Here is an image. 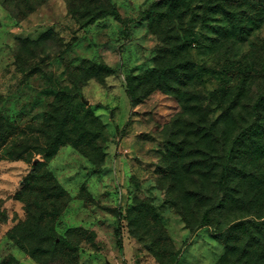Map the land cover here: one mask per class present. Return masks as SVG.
<instances>
[{
	"label": "rangeland",
	"instance_id": "rangeland-1",
	"mask_svg": "<svg viewBox=\"0 0 264 264\" xmlns=\"http://www.w3.org/2000/svg\"><path fill=\"white\" fill-rule=\"evenodd\" d=\"M159 1L0 3V264H264V0Z\"/></svg>",
	"mask_w": 264,
	"mask_h": 264
},
{
	"label": "trees",
	"instance_id": "trees-1",
	"mask_svg": "<svg viewBox=\"0 0 264 264\" xmlns=\"http://www.w3.org/2000/svg\"><path fill=\"white\" fill-rule=\"evenodd\" d=\"M24 0H0V3L4 6H6L7 8L9 6H7L8 4L7 3H18L19 5L22 4ZM168 0H160L158 3H156V5H160L161 3H164V2H167ZM10 8V7H9ZM11 11V9H10ZM99 15L101 14V11H99ZM98 17L96 18H93L92 20H96ZM174 51H175V58H176V67H181L183 68L184 70H188L190 72H192V69H193V61L191 60V57H190V54H189V51H188V47H187V43L184 41V40H180L175 46H174ZM187 72V71H186ZM125 90H126V93L128 94V97L133 101V90L131 89V87L126 86L125 87ZM66 93L64 92V98H66ZM264 101L263 98H260L258 103H256V107L257 108L262 102ZM258 109V108H257ZM256 109V110H257ZM65 118V117H64ZM93 120H96L95 118H92ZM248 127H251V129H255L256 126L255 125H252L249 124ZM64 134H65V124H64ZM93 139L96 138V133H93ZM6 139V137H3L2 134H0V147H1V144L2 142H4V140ZM68 143H73V142H70L69 139H67ZM65 142V141H64ZM73 146L75 148H78V150H80L81 153L85 154L86 156H89L87 154V151H84L83 149L79 148L77 144L73 143ZM228 157L232 158V153H228ZM42 176H48L46 171H42ZM223 178L224 180H226L225 178H227V171H226V174L223 175ZM225 185V182L224 184ZM243 223L241 222L240 224H237L236 226H241ZM256 225V223H255ZM258 225V224H257ZM47 236L49 237V240H50V246L51 248H53V250L59 246H64L65 245H70V243L64 239L63 236H59L55 233V230L52 228V227H49L47 230ZM25 253H27L28 255H30L32 258H35V255H36V252H37V249L33 248V249H29V248H26V247H20Z\"/></svg>",
	"mask_w": 264,
	"mask_h": 264
}]
</instances>
